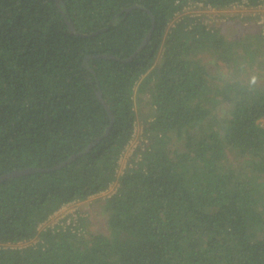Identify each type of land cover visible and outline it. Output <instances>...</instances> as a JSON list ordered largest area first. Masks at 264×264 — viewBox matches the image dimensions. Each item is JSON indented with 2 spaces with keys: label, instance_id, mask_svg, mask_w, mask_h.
Listing matches in <instances>:
<instances>
[{
  "label": "trees",
  "instance_id": "16d2710c",
  "mask_svg": "<svg viewBox=\"0 0 264 264\" xmlns=\"http://www.w3.org/2000/svg\"><path fill=\"white\" fill-rule=\"evenodd\" d=\"M146 8L155 27L132 59L82 64L129 57L152 25ZM178 8L0 0V175L51 168L0 180V264H264V38L248 16L229 24L254 31L232 35L187 17L170 26ZM97 87L114 122L87 149L110 123ZM135 119L148 144L105 197L106 230L39 228L116 178Z\"/></svg>",
  "mask_w": 264,
  "mask_h": 264
},
{
  "label": "built area",
  "instance_id": "2783aa9c",
  "mask_svg": "<svg viewBox=\"0 0 264 264\" xmlns=\"http://www.w3.org/2000/svg\"><path fill=\"white\" fill-rule=\"evenodd\" d=\"M175 4L179 5V8L172 16L169 22L170 26L174 25V23L180 20L182 17H187L189 24L188 27L192 28V25L199 22V24L204 26L206 30L215 31L219 25L229 24L231 22L234 23L237 22L236 20L248 16L251 17L253 21L259 24L261 35L264 38V0H257L255 2H250L249 0H234L224 6L215 5L205 0H175ZM243 22L245 24L248 21L244 20ZM133 135L134 133L132 132V136ZM132 136L131 139L126 143L118 159V164L116 167V174H115L116 178L113 181H111L104 189L97 191L96 192L97 194L107 192L114 186L115 188H113V190L105 197H109L116 191L118 187V176L123 172V170L126 167V166L124 168L121 167L119 160L124 150L129 146V144H131ZM140 142L135 141L131 148L132 156H134L133 162L140 160L142 156V151L146 147L142 145V142L141 143ZM131 158L129 162H127L128 165L132 164ZM71 201L64 203L58 209L54 210L45 220H43L39 224L38 227L43 229L46 226H42V225L48 221H51L49 222V224H46L50 229L63 228V229L71 230L72 232L79 231L81 226L79 220L77 219L78 216L74 214L75 210H70L68 214H64V215L61 214L55 220H52V214L57 215L58 213L63 211L67 206V204H69V202ZM4 245L6 246L11 244L6 243Z\"/></svg>",
  "mask_w": 264,
  "mask_h": 264
},
{
  "label": "rangeland",
  "instance_id": "374dc122",
  "mask_svg": "<svg viewBox=\"0 0 264 264\" xmlns=\"http://www.w3.org/2000/svg\"><path fill=\"white\" fill-rule=\"evenodd\" d=\"M233 26L231 24L225 25L224 26L225 32L226 33L231 32V35H232V34H236L238 31L243 32V33L248 32V31H254L253 25L241 26L239 24H236ZM216 29H218V28H216ZM210 32H214V31H210ZM226 35H228V34H226ZM231 37H233V36H231ZM263 50H264V48H263ZM215 61H217V58H215ZM258 66H261V64ZM219 70H221V71L225 70L226 71V68L224 66H218L217 68L214 66L213 71H215V73H218ZM222 108H225L224 103L221 105V109ZM218 109L221 110L220 108H218ZM258 121L264 125V116L259 118ZM142 125L143 124L139 120L135 119V121L133 123L134 135L132 136V142L124 150V152L121 155V158L119 160L120 166L123 168L128 165L127 162H129V160L132 156L131 148H132L135 141H138V142L141 141L143 146H146L148 144V138L145 137V135L143 133V126ZM113 188H115V186L112 187L107 192L98 193V194L97 193L91 194L84 199L79 198V199H75L74 201L72 200L71 202H69V204H67V206L65 207V209L63 211H61L57 215L52 214V220H55L61 214H63V215L68 214V212H70V210H75L74 214H76V216H78L77 219L79 220L80 223H82V224H80V226H82V228L84 230H85V225H87V228H89L91 231H94V232L99 231V230L105 231L106 230L105 218L107 215V211L104 210L103 206L104 207L108 206L107 202H105L106 201L105 196H107L113 190ZM85 218H87V219L84 223L83 219L85 220ZM49 222H51V221H48L42 225V226H46L43 229L48 230V226L46 224H49ZM81 231H82V229H80V231L78 233L81 234ZM38 240H39V237L35 236L29 240L19 242L18 244H15V246L22 247V246H25L28 244L36 243ZM1 244L4 245V243H1ZM11 245H14V244H11Z\"/></svg>",
  "mask_w": 264,
  "mask_h": 264
},
{
  "label": "water",
  "instance_id": "95a60500",
  "mask_svg": "<svg viewBox=\"0 0 264 264\" xmlns=\"http://www.w3.org/2000/svg\"><path fill=\"white\" fill-rule=\"evenodd\" d=\"M57 2L59 0H56ZM134 6H139V5H134ZM133 6V7H134ZM146 10L150 13L151 15V27L150 29L148 30L147 32V35L145 36V38L143 39V41L139 44V46L137 47V49L127 58H119V57H116L115 55L113 54H109V53H100V54H87L85 55L84 57V60L82 62L83 65L86 64V61L89 57H93V56H103V57H111V58H115V59H122V60H129V59H132L136 54L137 52L144 47V45L146 44L147 40L149 39V37L151 36L152 34V31L155 27V16L154 14L146 8ZM68 24H69V29H71L73 32H76V30L74 29L73 27V24L71 21H68ZM100 31L99 29L96 30V31H93V32H90V33H82L83 35H90V34H94L96 32ZM96 94L98 96V98L100 99L101 103L103 104V106L105 107L106 111L108 112L109 116H110V123L109 125L106 127V130L103 134H101L100 136H97L95 140H93L91 143H89V145L87 146V149H89L90 147H92L94 144H96L103 136H105L108 132H109V129L111 128L113 122H114V116H113V112L111 111L109 105L107 104V102L105 101V99L103 98V95H102V92L100 90L99 87H97L96 89ZM77 154H73L71 156H69V158L66 160V161H61L60 163H58L55 167H58L60 165H63L65 162H67L68 160L74 158ZM53 168V167H52ZM47 169H51L50 167H26V168H18V169H14L12 171H7L3 174L0 175V180H3V179H6L8 177H12L14 175H20V174H24V173H29V172H34V171H38V170H47Z\"/></svg>",
  "mask_w": 264,
  "mask_h": 264
}]
</instances>
